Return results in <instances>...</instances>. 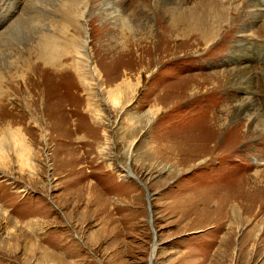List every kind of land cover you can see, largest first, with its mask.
I'll return each instance as SVG.
<instances>
[{
	"label": "rangeland",
	"instance_id": "rangeland-1",
	"mask_svg": "<svg viewBox=\"0 0 264 264\" xmlns=\"http://www.w3.org/2000/svg\"><path fill=\"white\" fill-rule=\"evenodd\" d=\"M0 77V264H264V0H0Z\"/></svg>",
	"mask_w": 264,
	"mask_h": 264
},
{
	"label": "bare ground",
	"instance_id": "bare-ground-1",
	"mask_svg": "<svg viewBox=\"0 0 264 264\" xmlns=\"http://www.w3.org/2000/svg\"><path fill=\"white\" fill-rule=\"evenodd\" d=\"M181 27L186 33H188V34H192V33H194V30H196V29H200V27L199 26H197V24H195L192 20H190V18L188 17V18H186V19H184V20H182V23H175V24H173L171 27H174V29H172L173 31H175L176 30V28L177 27ZM204 27V26H203ZM172 31V32H173ZM198 31V30H197ZM199 32V31H198ZM201 32V31H200ZM205 32V31H204ZM195 34V33H194ZM202 42H204L203 41V39H202ZM43 43H45V44H43V45H41V56H40V59H41V61H42V63L44 64V65H47V66H50V67H53V68H58L59 69V71H62V70H64L65 68H68V69H73L72 67H71V65H69L68 63H67V61L65 60V61H62V58H63V60H64V58L68 55V52H67V49L66 48H60V46H58L57 45V43H56V45H55V42H52L51 40H46V41H44ZM87 43V40H85V44ZM56 48H58L59 49V52L56 50ZM62 50V51H61ZM46 53H49L50 55H51V57L50 58H48V59H46V57H45V54ZM58 53V55H60L62 58L61 59H59V62L56 60V58H55V54H57ZM83 57V55H81V53H79V56H78V60H81V58ZM40 65V64H39ZM14 66H15V64H14ZM46 66V67H47ZM29 65L27 66V67H25L24 68V71L21 73V75L20 76H18V79H19V77L20 78H22V79H24L27 75H29L28 73H29ZM57 69V70H58ZM91 73V72H90ZM25 75V76H24ZM2 76V75H1ZM3 77V76H2ZM2 77H0L1 79H0V83L2 82H5L6 81V79H3ZM28 77V76H27ZM78 78V77H77ZM21 79V80H22ZM11 80H12V78H11ZM23 82H25V81H23ZM28 82V81H27ZM32 83V82H31ZM2 86V85H1ZM1 86H0V95L2 96L1 97V99H3V98H5L6 96H8V92H5L4 91V88H1ZM1 89H3V90H1ZM12 92V91H11ZM30 93H33V92H30ZM15 94V93H14ZM30 95V94H29ZM33 95V94H32ZM31 96V95H30ZM27 97V96H26ZM29 97V96H28ZM32 97V96H31ZM36 97V96H35ZM35 97H34V99H35ZM33 98V97H32ZM31 99V98H30ZM14 101H15V99H14ZM19 101V100H18ZM22 102V101H21ZM26 102V101H25ZM31 102V101H30ZM13 103V102H12ZM27 103V102H26ZM26 103H24V104H26ZM27 104H29V103H27ZM32 104V103H31ZM30 104V105H31ZM17 106V105H16ZM33 106V105H32ZM26 107H27V105H26ZM27 108H29V107H27ZM29 110H31V109H29ZM24 113L26 114V116L25 117H22V116H20V120H18L17 118L18 117H10V116H6V117H4L3 119H4V121H7V123H9L8 125H9V128H10V130H7V128H4V129H2V130H0V131H2L3 133H5L6 134V132H8L9 131V133L11 134V136H10V138L11 139H16V137L14 136L13 138H12V134H14V132L13 131H11V129H14V126L16 125V124H19L20 122L21 123H25V122H23L24 121V118H26L27 116L29 117H31L32 115H33V112L31 113V112H29V113H26L25 111H24ZM13 118H15V119H13ZM9 119H11V120H9ZM22 125V124H21ZM21 143H22V141H21ZM22 147H24V146H22ZM21 147V148H22ZM128 174L129 175H131V176H133L132 175V173L128 170ZM255 185V184H254ZM234 217V216H233ZM258 218H261V221L262 222H264V209H262L261 210V213H258L255 217H254V219L253 220H250V223H254V222H256V219H258ZM236 219H238V217H236ZM249 220H247L246 222H248ZM251 224V225H252ZM249 225V224H248ZM257 225V224H256ZM253 227V226H252ZM258 232V231H257ZM256 233V232H255ZM255 246H256V243H255ZM250 248V247H249ZM156 249H157V247H156V244L154 243V247L152 248V254H151V257H153L154 258V256H155V253H156ZM257 255H259V254H257ZM151 260V259H150Z\"/></svg>",
	"mask_w": 264,
	"mask_h": 264
},
{
	"label": "water",
	"instance_id": "water-1",
	"mask_svg": "<svg viewBox=\"0 0 264 264\" xmlns=\"http://www.w3.org/2000/svg\"><path fill=\"white\" fill-rule=\"evenodd\" d=\"M152 261H153V257H151V264H152Z\"/></svg>",
	"mask_w": 264,
	"mask_h": 264
}]
</instances>
